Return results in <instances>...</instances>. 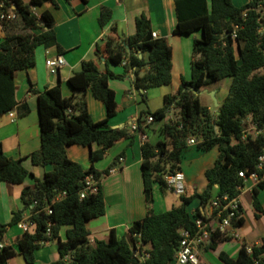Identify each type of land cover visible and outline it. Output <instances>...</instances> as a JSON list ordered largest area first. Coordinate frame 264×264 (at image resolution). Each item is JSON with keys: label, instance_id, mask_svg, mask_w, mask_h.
Listing matches in <instances>:
<instances>
[{"label": "trees", "instance_id": "obj_1", "mask_svg": "<svg viewBox=\"0 0 264 264\" xmlns=\"http://www.w3.org/2000/svg\"><path fill=\"white\" fill-rule=\"evenodd\" d=\"M48 2L57 6L54 0H29L28 4L24 0H0V16L15 6L14 11L22 21L20 33L14 30L10 21H0L5 33L0 42V116L18 106L15 73L36 65L39 47L56 48L59 54L64 53L54 31L53 16L46 11L39 18L32 11V6ZM174 2L178 19L174 34L190 35L200 30L202 38L194 41L191 79L182 78L177 93L164 96L161 109L142 112L137 122L138 131L149 134L156 129L157 134L156 141H146L141 148L144 192L150 207L148 214L132 224L131 242L125 237L119 238L112 230L108 241L90 243L86 224L106 214L101 180L112 168L101 173L94 164L103 160L117 142L129 140V146L134 142V135L127 129H112L108 125V120L117 115L118 108L116 94L109 82L124 78L115 75L111 66L128 61L125 68L133 72L134 89L138 92L172 84V48L165 39L153 38L151 23L142 15L136 20L135 35L124 38L114 30L103 46H97L95 53L99 60H105V72L90 60L83 62L81 70L69 78L68 83L76 94L81 95L79 98L63 97L60 84L36 93L41 147L29 158L34 166L53 165L54 170L46 173L42 180L36 179L34 187H26L22 192L26 211L38 202L29 218L36 225L35 229L25 232L18 241L27 264H35L36 251L51 242L58 245L59 259L50 264H173L182 239L181 231L195 235L198 230L195 220L201 218V208L190 213L188 207L197 200L205 207L217 196L238 197L240 189L246 186L240 173L249 175L256 170L259 158L264 154V135L257 134L264 129V74L259 73L264 69V33L260 31L264 19L261 20L258 9L260 5L264 7V0H249L242 7H237L233 0ZM111 20L112 11L102 8L100 26L105 27ZM145 54L147 60L141 58ZM226 78H232L233 84L227 99L214 115L201 104V88ZM88 89L104 103L106 120L95 122L92 119L85 98ZM142 97L144 102L147 101L144 95ZM171 111H174V119L167 121ZM148 116H152L154 122L144 125V118ZM248 121L254 129L251 134L246 131ZM191 137L199 140L197 150L207 152L217 148L219 151L213 167L205 172L207 186L202 193L195 190L188 193L186 188L185 194L179 197V205L156 213L152 208L154 189L157 186L162 193L169 191L165 178L182 170L183 154ZM72 145L99 147L90 153L92 165L89 169L85 170L68 157L67 148ZM89 175L99 182L98 191L82 199L85 179ZM28 177L33 174L24 167L22 160L8 158L0 147V182L19 185ZM261 190H264V180L251 191L257 218L263 213L258 198ZM62 193H66V197L56 201ZM47 207L51 208L52 214L44 212ZM24 212L15 213L10 224H0V242L9 226L24 219ZM243 224L242 217L233 226L238 228ZM63 227H70L65 241L60 237ZM229 240L230 237L215 233L206 247L216 250L218 244ZM138 242L150 247V258L144 263L134 255V245ZM14 254L11 248L2 249L0 264H9ZM67 257L70 259L66 260ZM219 258L224 264H264V238L260 245L251 248L242 244L236 258L224 252Z\"/></svg>", "mask_w": 264, "mask_h": 264}, {"label": "crops", "instance_id": "obj_2", "mask_svg": "<svg viewBox=\"0 0 264 264\" xmlns=\"http://www.w3.org/2000/svg\"><path fill=\"white\" fill-rule=\"evenodd\" d=\"M54 1L57 6L52 2H48L43 5L32 6V11L39 18L46 11L53 16L55 20L54 31L64 53L59 54L56 48L39 47L36 50V65L25 71L15 73L18 106L8 114L0 116V147L3 153L10 159L22 160L24 167L33 174V177H28L23 184L19 185L0 182V224H10L15 213L25 211L24 217H27L28 212L25 210L22 200L24 188L34 187L36 179L42 180L46 173L54 170L53 165L34 166L29 158L41 147L36 93L44 92L47 88L60 84L63 97L77 96L79 98L81 95L76 94L70 87L69 78L75 72L81 70L83 62L90 60L97 63L101 72H105V60H99L95 53L97 46H103L107 39L113 36L114 30H117L118 34L124 38L135 35L136 20L138 17L145 15L151 23L152 33H155L157 38L165 39L172 48V84L138 92L134 89V74L132 71H128L124 65L111 66V70L115 75L124 78L109 82L110 88L116 94L118 108L117 115L108 120V125L112 129H127L131 135H134V142L131 146H129V140L124 139L117 142L107 152L103 160L94 164L95 169L101 173L113 166L117 167V171L102 176L101 184L105 196L106 214L103 217L90 220L86 224L90 232L89 240L92 245H95L96 241H108L112 230L116 231L119 238L125 237L131 242L129 231L132 224L144 219L150 210L144 192L141 148L144 142L156 141L157 137L156 129L147 134L141 130L133 131L132 127L137 124L142 112L147 110L154 112L161 109L164 105V96L176 94L182 78L187 81L191 79L194 41L202 38V32L198 30L190 35L174 34L178 23L174 0H89L87 3L82 0ZM24 2L28 4L29 0H24ZM248 2L249 0L245 4ZM234 4L237 7L245 5ZM102 8H108L112 11V20L105 27H101L99 24ZM4 37L5 33L0 27V42L3 41ZM57 55H63L66 65L60 69L57 76H54L50 74L46 67V59L49 56ZM142 58L147 60V54L143 55ZM143 95L147 100L145 102ZM85 98L92 119L95 122L106 120V107L102 101L95 98L91 89L86 91ZM159 101L161 106L158 104ZM69 113L74 114L71 110H69ZM173 113L174 111L169 113L167 121L174 119V116H171L174 115ZM144 137H146V140H144ZM195 147L196 145H188L185 151L198 157L197 151L192 150ZM98 149L97 145H93L91 148L72 145L67 148V154L72 161L79 163L87 170L92 165L91 151ZM119 159H123V161L119 162ZM210 168L203 169L200 166L194 172L185 171L184 168L181 170L185 175L188 193L194 190L197 193H202L205 190L207 186L205 172ZM203 175L205 179L202 177L199 185L197 178H201ZM253 187L254 185L250 184L249 190L252 191ZM157 188L155 194H159L158 190L160 189ZM263 195L264 190H261L258 198L263 213L259 218L256 217L254 209L250 214L245 210L246 207L243 199H241L244 224L232 232L229 241L218 244L216 250L205 247L201 251H211L218 256L221 252H224L232 258H236L242 244H246L249 248L260 245L264 238V201L261 200ZM162 201L163 204L160 205L163 207L166 201L163 199ZM194 202H196V205L190 208ZM194 202L188 207L190 213H193L197 208H201L199 200ZM152 208L156 212L155 200ZM161 212L164 211L160 210L156 213ZM67 228L70 229V227ZM23 235L24 232L17 225L9 226L6 231L2 243L15 252L9 260V264H27L18 248V241ZM65 240L66 237L62 239V241ZM233 242L235 245L227 248V245ZM148 248L150 247L148 246ZM35 256V264H50L57 261L59 259L57 243L44 244L36 251ZM200 264L211 263L200 256ZM220 264L224 263L221 261Z\"/></svg>", "mask_w": 264, "mask_h": 264}, {"label": "built area", "instance_id": "obj_3", "mask_svg": "<svg viewBox=\"0 0 264 264\" xmlns=\"http://www.w3.org/2000/svg\"><path fill=\"white\" fill-rule=\"evenodd\" d=\"M16 7L12 6L8 9L7 13H3L0 16V21H11L16 19L17 15L15 13ZM260 10L261 20L264 19V7L260 5L258 8ZM261 33H264V26L260 30ZM153 38H157L155 33L152 34ZM236 38V32L233 34V39ZM128 61H124L123 65L126 66ZM66 65V60L63 55L57 56H49L46 59V67L49 70L51 75L57 76L62 67ZM13 116V115H11ZM144 124L148 125L154 122V118L152 116H148L144 118ZM133 131H138V123L132 127ZM257 134L264 135V129L259 130ZM146 140V137H144ZM199 140L191 137L188 140V145H198ZM123 159H119V162H122ZM117 171V167H112L110 169V173H115ZM262 173V176H260ZM240 177L245 179L246 185L249 182L254 183V187H256L261 181L264 180V154L259 158V162L257 164L256 170L249 175H246L244 172L240 173ZM169 191H172L176 196L181 197L185 194L186 184H185V175L183 172L178 171L174 174L167 175L165 178ZM85 189L81 193V198L84 199L86 195L89 193H96L98 191L97 185L98 181L95 180L93 175H89L85 179ZM246 187V186H245ZM244 187V188H245ZM218 188V186H216ZM240 189L241 194L234 198L229 199L228 196H217L214 197L211 202L205 206L201 207V218H197L195 220V225L197 227V232L195 235H192L190 232L186 230L181 231L182 239L180 241L179 250L176 256V259L173 264H200L199 258V247L205 243L210 241V237L212 234H220L223 236L230 237L232 232L236 229L234 228V224L237 223L243 217L242 211V191ZM66 197V193H62L59 197L56 198V201H59ZM38 206V202H34L30 208H28V216L24 217L22 221H20L17 226L25 233L29 232L36 227L34 223L29 221V218L32 215L33 209ZM44 212L47 215L52 214V210L50 207L44 209ZM48 235H50V230H48ZM5 246L2 242H0V251L4 249ZM150 248L148 246L143 245L141 242H138L134 245V255L135 258L140 261V263H144L150 258L149 253ZM251 252V249H249ZM70 257H67L66 260H69Z\"/></svg>", "mask_w": 264, "mask_h": 264}, {"label": "rangeland", "instance_id": "obj_4", "mask_svg": "<svg viewBox=\"0 0 264 264\" xmlns=\"http://www.w3.org/2000/svg\"><path fill=\"white\" fill-rule=\"evenodd\" d=\"M246 1L247 0H233V2L236 4H239V6L242 4H245ZM9 23H11L14 26V30L16 32H19V33L22 32V26H21L22 21L20 18H18V16L16 17V19L11 20ZM236 51H238L237 46H236ZM236 55H238V52H236ZM259 73L264 74V69L259 71ZM232 84H233V79L232 78H226L224 80L211 83L208 86L201 88V94L199 95L201 104L203 106L208 107L212 114H214V115L217 114L219 108L223 105V103L227 99ZM211 93H215L216 101L213 100ZM153 103H154V101H153ZM158 104H159V106H161L160 101ZM171 116H174V115H171ZM246 131L249 134L254 132L252 124L249 121L246 123ZM192 150L194 152L197 151L198 154L197 153L196 154L198 155V157L191 155L192 153H190L188 151H184L183 159L181 162V167L183 166L182 170L184 168L185 171H193L194 172L195 170H198V168L200 166L203 169L204 168H210L214 164V162L216 161V159L218 158V155H219V151L217 148H214V149L207 151V152H202V151L197 150V145H196V147L193 148ZM196 175H197V173H196ZM202 177H203V179H205L204 175L201 176V178H197V183L199 185L202 181ZM250 184L254 185L253 182H249L248 185H246V187L242 191V199H243L244 205L246 207L245 210L249 214L254 209L252 192H251V190H249ZM156 189H158V188L156 187L154 189V196H155L154 200L156 202V209H155L156 212H158L160 210L165 212V211L170 210L173 206L180 204L179 198L176 197L172 191H167L166 193L163 194L160 192V190H158L159 194H155V193H157ZM162 199L164 201H166L164 203L165 205H163V207H162V205H160V204H163ZM261 200L264 201V195L261 196ZM195 205H196V202H194L190 208H193ZM254 211H255V209H254ZM67 229H68L67 227H63L61 229L60 237L62 239H65L66 234H67L66 231L69 230V229L68 230ZM207 244L208 243L205 242L199 247V258L201 256V258H203L205 261H208L211 264H220L221 260H220L219 256L216 255L214 252L207 251V250L201 251V249H204ZM231 245H235L234 242L232 244H228L227 248H230Z\"/></svg>", "mask_w": 264, "mask_h": 264}, {"label": "water", "instance_id": "obj_5", "mask_svg": "<svg viewBox=\"0 0 264 264\" xmlns=\"http://www.w3.org/2000/svg\"><path fill=\"white\" fill-rule=\"evenodd\" d=\"M141 58H142V55H141ZM211 96H212L213 100L216 101V99H215V93H211Z\"/></svg>", "mask_w": 264, "mask_h": 264}]
</instances>
